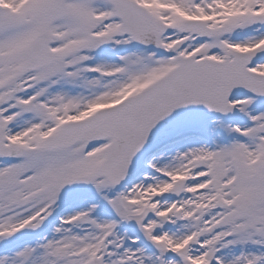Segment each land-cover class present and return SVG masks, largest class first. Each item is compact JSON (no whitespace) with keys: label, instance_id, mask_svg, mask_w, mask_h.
I'll return each instance as SVG.
<instances>
[{"label":"snow or ice","instance_id":"6c2138e0","mask_svg":"<svg viewBox=\"0 0 264 264\" xmlns=\"http://www.w3.org/2000/svg\"><path fill=\"white\" fill-rule=\"evenodd\" d=\"M0 264H264V0H0Z\"/></svg>","mask_w":264,"mask_h":264}]
</instances>
